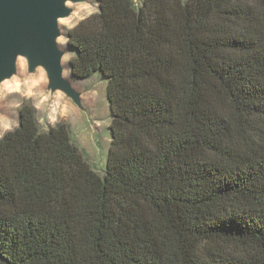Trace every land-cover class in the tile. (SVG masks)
<instances>
[{"label":"trees","instance_id":"16d2710c","mask_svg":"<svg viewBox=\"0 0 264 264\" xmlns=\"http://www.w3.org/2000/svg\"><path fill=\"white\" fill-rule=\"evenodd\" d=\"M71 76L107 79L104 176L24 102L0 138V264H264V0H97Z\"/></svg>","mask_w":264,"mask_h":264},{"label":"rangeland","instance_id":"374dc122","mask_svg":"<svg viewBox=\"0 0 264 264\" xmlns=\"http://www.w3.org/2000/svg\"><path fill=\"white\" fill-rule=\"evenodd\" d=\"M136 1L139 4L142 2ZM74 9L72 17L61 22L64 36L60 39V44L69 53L67 31L98 12V1L86 0ZM71 57L70 53L65 58L66 63ZM71 79L77 89L84 93L83 99L89 108V115L82 113L62 95L51 97L45 90L44 73L29 76L26 64L21 62L19 76L6 82L0 89V138L18 127L19 110L24 102H29L37 110V118L43 131L59 123L69 125L75 145L84 153L92 168L104 176L112 137L110 130L112 115L107 97L108 81L100 72L87 80H78L72 76Z\"/></svg>","mask_w":264,"mask_h":264},{"label":"water","instance_id":"95a60500","mask_svg":"<svg viewBox=\"0 0 264 264\" xmlns=\"http://www.w3.org/2000/svg\"><path fill=\"white\" fill-rule=\"evenodd\" d=\"M86 0H0V89L17 78L24 62L29 76L43 72L46 92L62 95L82 113L89 115L84 93L69 76L70 54L62 48L63 20ZM1 114V111H0Z\"/></svg>","mask_w":264,"mask_h":264},{"label":"bare ground","instance_id":"6f19581e","mask_svg":"<svg viewBox=\"0 0 264 264\" xmlns=\"http://www.w3.org/2000/svg\"><path fill=\"white\" fill-rule=\"evenodd\" d=\"M76 15H77V14H76ZM68 74H69V76H71L70 73H68ZM1 131H2V129H1Z\"/></svg>","mask_w":264,"mask_h":264}]
</instances>
